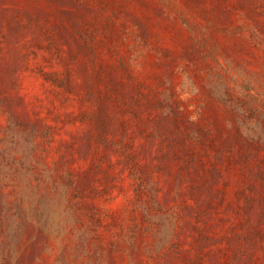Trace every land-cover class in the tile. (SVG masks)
I'll return each mask as SVG.
<instances>
[{
    "label": "rangeland",
    "instance_id": "374dc122",
    "mask_svg": "<svg viewBox=\"0 0 264 264\" xmlns=\"http://www.w3.org/2000/svg\"><path fill=\"white\" fill-rule=\"evenodd\" d=\"M0 264H264V0H0Z\"/></svg>",
    "mask_w": 264,
    "mask_h": 264
}]
</instances>
